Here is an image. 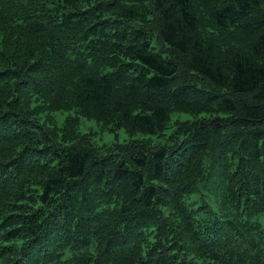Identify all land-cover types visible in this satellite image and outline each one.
I'll return each instance as SVG.
<instances>
[{
    "label": "trees",
    "instance_id": "obj_1",
    "mask_svg": "<svg viewBox=\"0 0 264 264\" xmlns=\"http://www.w3.org/2000/svg\"><path fill=\"white\" fill-rule=\"evenodd\" d=\"M263 215L264 0H0V264H264Z\"/></svg>",
    "mask_w": 264,
    "mask_h": 264
},
{
    "label": "rangeland",
    "instance_id": "obj_2",
    "mask_svg": "<svg viewBox=\"0 0 264 264\" xmlns=\"http://www.w3.org/2000/svg\"><path fill=\"white\" fill-rule=\"evenodd\" d=\"M71 114L69 111H60L55 113L56 124L62 126L66 117ZM82 132H93L94 133V144L97 146L111 145L115 142H125L129 140V136L124 130H119L117 132H109L102 130L101 126L94 120H88L83 118L81 122ZM138 135L137 137H141ZM261 221L264 224V215L261 216Z\"/></svg>",
    "mask_w": 264,
    "mask_h": 264
}]
</instances>
